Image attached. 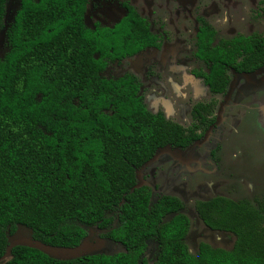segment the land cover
<instances>
[{"label":"trees","instance_id":"1","mask_svg":"<svg viewBox=\"0 0 264 264\" xmlns=\"http://www.w3.org/2000/svg\"><path fill=\"white\" fill-rule=\"evenodd\" d=\"M8 0H0V31ZM85 0H20L6 29L0 58V258L18 226L49 246L75 248L88 229L123 251L74 259L17 246L2 264H264V204L218 196L195 211L212 231L234 236L231 249L201 242L189 251L184 205L172 195L152 200L136 188L137 171L163 148L184 149L202 138L196 128L214 121L213 104L194 108L199 126L186 130L147 109L131 74L106 78V58L133 56L155 36L130 9L116 36L88 30ZM101 31V30H99ZM102 33H104L102 35ZM102 35V36H101ZM115 47L114 51L106 50ZM199 72L212 92L224 93L227 72L264 66V37L238 35L216 42L202 23ZM150 242L156 244L152 261Z\"/></svg>","mask_w":264,"mask_h":264},{"label":"rangeland","instance_id":"2","mask_svg":"<svg viewBox=\"0 0 264 264\" xmlns=\"http://www.w3.org/2000/svg\"><path fill=\"white\" fill-rule=\"evenodd\" d=\"M107 1L102 0L90 9V24L96 19L111 24L122 15L115 0ZM129 1L150 21L154 30L159 31V26L163 25L167 31L163 49L149 50L134 59L113 64L104 75L112 77L133 72L142 82L149 109L166 111L168 119L184 127L194 122L191 109L199 102L216 100L219 118L218 128L188 151H159L154 161L137 172V185H148L153 191V200L160 194H171L186 204V213L200 233L187 239L191 250L201 240L229 248L233 237L218 233L215 237L214 231L205 229L194 205L198 200L216 195L247 199L253 204L264 203V85L255 91L247 86L252 81L250 76L230 73L231 83L226 94L216 96L195 79L191 71L205 67L193 55L196 19L204 15L216 27L220 38H230L237 33L264 34V0ZM16 7L17 0H11L9 16ZM4 51V37L0 32V57ZM263 75L264 71L254 78L258 80ZM250 89L255 92L249 93L246 100L240 99L239 96ZM217 144L218 153L210 157L211 148ZM88 232L84 249L93 250L96 246L98 253L106 254L124 250L121 244L102 239V231L90 228ZM147 251L152 261L154 242L149 243Z\"/></svg>","mask_w":264,"mask_h":264},{"label":"flooded vegetation","instance_id":"3","mask_svg":"<svg viewBox=\"0 0 264 264\" xmlns=\"http://www.w3.org/2000/svg\"><path fill=\"white\" fill-rule=\"evenodd\" d=\"M85 5H84V11H83V23H84V25L88 28V30H90V31H92V32H96V34H100L102 31H104V30H106V31H108L109 33H107V32H104V33H106L109 37H112V36H116V38L118 39V41H119V29L117 30V28L118 27H120V25L121 24H123V22L125 21V18L126 17H128L129 15H130V9H129V7H131L132 9H133V12L135 13V14H137L138 16H139V18H141L142 20H143V23L148 27V29H149V34H151V35H153V36H155V38H156V42H155V45H149V46H147V47H145L143 50H141V51H139L138 53H136V54H134L133 56H127V57H125V58H123V59H111V58H106L105 59V62H106V68H105V70L102 72V76H104V77H106V78H118V77H121V76H123V75H125V74H131V75H133L136 79H137V81H138V83H139V85H140V88H139V94L141 95V97L143 98V101H144V103H145V105H146V107H147V109H149V107H148V105H147V103H146V99H145V96H144V94L142 93V82L140 81V79L136 76V74H134L133 72H130V71H127V72H124V73H122L121 75H118V76H112V77H107V76H105L104 74L108 71V69H109V67L111 66V65H113V64H120V63H122V62H124V61H127V60H130V59H134V58H136V57H138V56H140V55H142L143 53H145V52H147V51H149V50H161V49H163V46H164V40H165V38H166V36H167V31L165 30V28L163 27V25H161V26H159V31H157V30H154V28L152 27V25H151V23H150V21L136 8V6H135V4L133 3V2H131V1H129V0H115V6H117L118 8H120L121 10H122V15L115 21V22H113V23H111V24H106V23H104L103 21H101V20H99V19H96V20H94L91 24L88 22V15H89V11H90V9L92 8V7H94V6H98L99 5V3L100 2H102V0H85ZM107 2H110L109 0L107 1ZM10 5H11V0H8V2H7V5H6V15H5V18H4V30H1L0 32H2L3 33V37H4V48H5V51H4V53H3V55L0 57V58H2L4 55H5V53L8 51V47H7V44H6V36H5V31H6V29L11 25V23L13 22V18H14V15H15V13H16V11L18 10V8L20 7V0H17V7H16V9L14 10V12L9 16V7H10ZM262 14H263V16H264V7H263V9H262ZM196 21H197V24H198V27H197V30H196V32H195V49H194V53H193V55H194V57L198 60V61H200L201 63H203V65L205 66L204 67V69H202V68H198V69H193L192 71H191V75L195 78V79H197V80H200L202 83H203V85L210 91V93L211 94H213V95H225L226 94V92H227V90H228V87H229V85H230V83H231V78H230V73H233V74H235V75H241V76H250L251 77V79H252V81H251V83H248L247 84V86H250L251 87V89H253V90H255V91H258L259 90V86H261V85H264V75L263 76H261V78H258V80H255V76H257L259 73H261L262 71H264V66L262 67V68H260V69H258V70H256V71H254V72H252V73H243V72H236V71H234V70H229L228 72H227V74H228V76H229V85H228V87H227V89H226V91L224 92V93H215V92H212L210 89H209V87L205 84V81H204V79L201 77V76H199L198 75V73L199 72H207V66H206V63L204 62V61H202V60H200L199 58H198V56H197V49H198V46H197V43H198V33H199V31H200V26L202 25V23H207L208 25H210L213 29H214V31L216 32V42H219V41H221V40H231V39H233V38H235V37H237L238 35H244V36H251V35H253V34H258V35H261V36H263L264 37V34H260V33H258V32H253V33H250V34H248V35H245V34H243V33H237V34H235L234 36H232V37H230V38H220L219 37V33H218V30L216 29V27L210 22V21H208L207 20V18L204 16V15H199V16H197V19H196ZM99 30H101V31H99ZM104 33H102V35L104 34ZM101 35V36H102ZM112 35V36H111ZM106 50H109V51H114L115 50V47L114 46H112V47H109V48H107ZM246 88V87H245ZM250 89V91H246L244 94H242V96H239L240 97V99H245L246 100V97L249 95V93H254L255 91H253V90H251ZM239 99V100H240ZM210 104H213V110H214V121L213 122H211V123H209V125L207 126V127H204V131H202V128H199V127H197L196 128V132L197 133H203V136H202V138L201 139H199V140H197V141H195V142H193L189 147H186V148H184V149H173V148H171V147H165V148H163V149H161V150H165V149H169V150H172V151H181V152H183V151H188L191 147H193L196 143H199V142H203L205 139H206V137L208 136V134L209 133H211V132H213L214 130H216L217 128H218V121H219V118L217 117V115H216V108H217V105H218V102L216 101V100H212V101H210V102H199V103H197V104H195L193 107H192V109H191V114H192V118H193V120H194V122L190 125V126H188V127H184L183 125H181L180 123H178V122H176V121H173V120H170V119H168V117H167V113H166V111H162V110H160V111H151L150 109V111L151 112H153V113H155V114H162L167 120H169V121H172V122H174V123H177V124H179V125H181L183 128H185L186 130H189V129H192L194 126H199V120H198V117L197 116H195L194 115V108L196 107V106H199V105H210ZM219 144H217L214 148H211V150H210V157H215L216 156V154L218 153V151H219ZM160 150V151H161ZM148 163H149V161L144 165V166H142V168L141 169H143V168H145L147 165H148ZM141 169H139L138 171H140ZM137 171V172H138ZM142 186H147V187H149L148 185H142ZM150 188V187H149ZM151 189V188H150ZM151 192H152V200H153V191H152V189H151ZM161 195H171V194H160V195H158L156 198H155V200L159 197V196H161ZM172 196H174V195H172ZM218 196H222V197H226V198H230V197H227V196H223V195H216V196H213V197H218ZM175 197H177V196H175ZM213 197H211V198H213ZM178 198V197H177ZM211 198H208V199H204V200H198V201H196L195 202V205L197 204V202H199V201H205V200H209V199H211ZM178 199H180V198H178ZM230 199H232V198H230ZM155 200H153V201H155ZM181 200V199H180ZM232 200H235V201H237V200H247V199H232ZM182 201V200H181ZM249 201V200H248ZM250 202V201H249ZM182 203H183V205H184V209H183V212L185 213V215L189 218V221L191 220L190 219V217L187 215V213H186V204L182 201ZM259 203H261V202H258V203H256V204H253L256 208H259ZM264 204V203H263ZM195 205H194V210H195ZM195 213H196V211H195ZM196 215H197V213H196ZM197 217H198V215H197ZM199 218V217H198ZM200 219V218H199ZM201 220V219H200ZM202 221V220H201ZM196 223V222H195ZM201 223V222H200ZM191 224H192V226H191ZM193 225H194V223L192 222V221H190V228H189V231H188V234H187V237H186V243H187V245H188V248H189V251L192 253V254H194V253H196L197 252V250H198V246H199V244L201 243V242H205V241H203V240H201V241H199V243H198V245H197V247H195V249L194 250H191V248H190V246H189V243H188V240L187 239H189V237L190 236H193V235H196V236H199L200 235V233H199V231H196V229H195V227H193ZM202 225L205 227V229L206 228H208L204 223H203V221H202ZM191 227H192V230L193 231H191ZM209 229V228H208ZM97 230H99V229H97ZM210 230V229H209ZM99 231H102V230H99ZM190 233V234H189ZM214 233L216 234V236L215 237H217V233L218 234H225V235H229L230 237H233V239H234V241H235V238H234V236H232L231 234H227L226 232H222V231H214ZM103 234H104V231H102V233L100 234V237L103 239ZM87 237H89V232H88V234H87ZM217 239V238H216ZM220 239V238H219ZM218 240V239H217ZM234 241H233V243H232V245L229 247V248H225V247H219V246H216V245H213V244H211V243H208V242H205V243H208V244H210L211 246H213V247H219V248H224V249H231L232 248V246H233V244H234ZM155 244V243H154ZM148 252V251H147ZM148 254V253H147ZM146 254V255H147ZM155 255H156V244H155V252H154V255H153V259H154V257H155ZM148 257V256H147ZM152 259V260H153Z\"/></svg>","mask_w":264,"mask_h":264},{"label":"water","instance_id":"4","mask_svg":"<svg viewBox=\"0 0 264 264\" xmlns=\"http://www.w3.org/2000/svg\"><path fill=\"white\" fill-rule=\"evenodd\" d=\"M156 157L157 155H155L153 159L149 161V163L154 161ZM141 186L142 185H136V188H139ZM8 240H9V245L7 246L5 255L2 258H0V264L4 263L7 259L11 257L12 249L17 246H26V247L35 248L57 259H74L84 255H91L98 253V249L96 248V246L93 247V250L87 249V247L84 249V245L87 239H85L78 247L75 248H58V247L49 246L47 244L35 240L33 238L32 231L21 225L18 226V230L14 235L8 237Z\"/></svg>","mask_w":264,"mask_h":264}]
</instances>
